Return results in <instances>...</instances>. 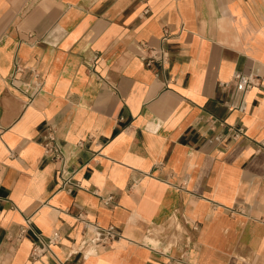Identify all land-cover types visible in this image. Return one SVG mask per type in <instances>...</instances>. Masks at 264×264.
I'll list each match as a JSON object with an SVG mask.
<instances>
[{"label":"crops","instance_id":"crops-1","mask_svg":"<svg viewBox=\"0 0 264 264\" xmlns=\"http://www.w3.org/2000/svg\"><path fill=\"white\" fill-rule=\"evenodd\" d=\"M0 264H264V0H0Z\"/></svg>","mask_w":264,"mask_h":264},{"label":"built area","instance_id":"built-area-1","mask_svg":"<svg viewBox=\"0 0 264 264\" xmlns=\"http://www.w3.org/2000/svg\"><path fill=\"white\" fill-rule=\"evenodd\" d=\"M140 2L146 3L147 0H139ZM145 13L149 12V7L146 6L144 9ZM169 36V30H164L163 40H166ZM168 51L166 48L161 47L159 50L155 51L146 60L148 64H151L152 59H159L162 63L167 61ZM234 80L237 86L246 91L249 88L258 84V77L254 74H245L243 72H236L234 74ZM45 155L51 159L59 162V178H60V189L66 191H73L80 189L82 187L79 180L75 177V171L71 170L68 165V157L66 153L61 149V147L56 143L55 136L52 130L48 131L46 141L44 143ZM105 203H112L114 201V196L112 194L107 195L103 198ZM81 216V215H80ZM99 229V227H97ZM99 238L101 244H108L115 240L117 237L116 230L114 226H108L102 228L99 232ZM60 235L56 232L49 236L46 240L40 237L38 244H35L32 248V256L34 258L41 256L44 252L51 250V246L59 241Z\"/></svg>","mask_w":264,"mask_h":264}]
</instances>
